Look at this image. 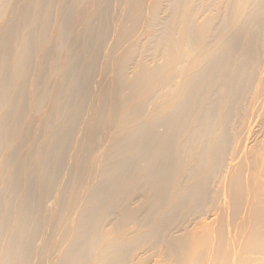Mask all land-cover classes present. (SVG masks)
Instances as JSON below:
<instances>
[{
    "label": "bare ground",
    "instance_id": "obj_1",
    "mask_svg": "<svg viewBox=\"0 0 264 264\" xmlns=\"http://www.w3.org/2000/svg\"><path fill=\"white\" fill-rule=\"evenodd\" d=\"M0 264H264V0H0Z\"/></svg>",
    "mask_w": 264,
    "mask_h": 264
},
{
    "label": "rangeland",
    "instance_id": "obj_2",
    "mask_svg": "<svg viewBox=\"0 0 264 264\" xmlns=\"http://www.w3.org/2000/svg\"><path fill=\"white\" fill-rule=\"evenodd\" d=\"M262 140V139H261Z\"/></svg>",
    "mask_w": 264,
    "mask_h": 264
}]
</instances>
